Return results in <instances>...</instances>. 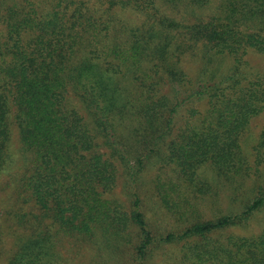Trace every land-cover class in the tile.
Listing matches in <instances>:
<instances>
[{
  "label": "trees",
  "instance_id": "16d2710c",
  "mask_svg": "<svg viewBox=\"0 0 264 264\" xmlns=\"http://www.w3.org/2000/svg\"><path fill=\"white\" fill-rule=\"evenodd\" d=\"M50 8L0 0V180L50 221L17 239L6 264H64L59 235L121 255L133 226L129 264H144L155 243L179 247L176 264H264V223L255 235L223 233L264 208V185L240 211L217 207L204 218L193 203L217 193L203 167L233 183L248 173L240 137L264 111V72L249 77L243 56L264 55V0H53ZM116 10L144 21L125 25ZM187 58L201 62L193 77ZM201 101L204 113L191 108L176 127L180 110ZM254 149L260 163L264 129ZM154 162L171 174L153 189L187 222L158 238L138 185ZM120 169L127 211L109 196Z\"/></svg>",
  "mask_w": 264,
  "mask_h": 264
},
{
  "label": "rangeland",
  "instance_id": "374dc122",
  "mask_svg": "<svg viewBox=\"0 0 264 264\" xmlns=\"http://www.w3.org/2000/svg\"><path fill=\"white\" fill-rule=\"evenodd\" d=\"M31 6L38 11L50 10L53 0H29ZM28 9V8H27ZM117 20L125 25H140L144 21V17L132 12L116 10ZM126 32H123L125 36ZM245 61L243 69L248 72L249 77L256 76L257 73L264 72V55L248 49L246 54L243 56ZM201 62L193 59H185L183 67L188 71V75L193 77L197 71L198 66ZM230 65V60L227 59L223 62V68ZM194 108L199 110V113L203 114L206 108L204 101L195 102L182 108L177 116L176 127L183 125V117H187L188 110ZM174 128L175 133L177 128ZM264 129V111L250 119L247 128L244 130L240 137L243 154L247 158L248 173L243 179L230 182L226 179H218L212 174L210 168L203 167L202 171H205L202 175L206 176L211 187L216 189V194L212 192L209 196L205 197V200L193 202L198 205V212L201 217L210 218L215 208H220L222 211L233 209L235 211L241 210V205L248 197L251 196L253 190L257 188L259 184L264 185V151L262 152L261 162L256 163L255 160V149L259 142V137ZM124 133L127 134L128 130L125 128ZM173 136V135H172ZM171 137V136H170ZM169 137V138H170ZM17 129L12 126V138L10 143V151L14 158V171L19 173L17 166L21 165L19 156L17 153ZM104 151V149H103ZM168 166L162 165L159 162L149 164L141 173V179L138 183L139 193L142 199L141 209L144 211V215L150 229L155 237L158 238L161 235H165L168 232H176L181 227H184L185 217L178 218L173 212L168 211L163 202L159 199L156 189H153L157 176L160 175L162 179H167L168 174H171ZM160 168V169H159ZM119 176L117 179V186L113 193L109 196L119 199L121 203H124V211L128 210V203L126 202V196L123 193L125 191V179L122 169L119 170ZM163 180V181H164ZM6 176L4 175L0 180V264H6L9 255L15 249V243L17 239H20L25 233H29L32 228L37 227L39 230L45 228L50 223L47 219L41 218V211L33 205L31 202H23L21 199L16 198L15 190L5 185ZM205 185V183H203ZM210 189V188H208ZM211 190L209 191V193ZM234 195V198H232ZM23 198V196H20ZM36 216L37 218H35ZM22 219V221H20ZM190 219V217H189ZM40 223V224H39ZM264 223V208L257 211L245 225L233 227L225 230V234H234L240 236L255 235L260 232ZM44 226V227H43ZM53 229L55 227L53 226ZM54 232V231H53ZM136 227L133 226L132 240L129 245L126 246L127 253L124 251L121 255L108 253L106 249H98L96 245L90 241L75 240L71 237H64L62 235L55 236L56 241L55 250L59 253L60 260L64 264H129L131 261L130 253L133 252L132 243L136 241L137 236ZM156 249L153 254L149 255L145 260L144 264H176L175 259L178 258L177 262L180 261L179 247L168 246L166 244L160 245L154 244ZM134 253V252H133Z\"/></svg>",
  "mask_w": 264,
  "mask_h": 264
}]
</instances>
